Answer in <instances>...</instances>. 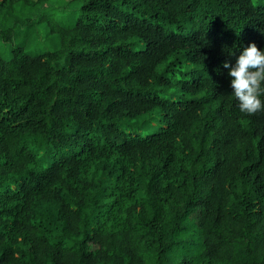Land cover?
Instances as JSON below:
<instances>
[{"label":"trees","instance_id":"obj_1","mask_svg":"<svg viewBox=\"0 0 264 264\" xmlns=\"http://www.w3.org/2000/svg\"><path fill=\"white\" fill-rule=\"evenodd\" d=\"M72 1L0 0V264H264V111L223 67L264 0Z\"/></svg>","mask_w":264,"mask_h":264},{"label":"clouds","instance_id":"obj_2","mask_svg":"<svg viewBox=\"0 0 264 264\" xmlns=\"http://www.w3.org/2000/svg\"><path fill=\"white\" fill-rule=\"evenodd\" d=\"M223 67L232 78V95L239 111L246 114L264 111V49H258L252 43L242 51L234 65L225 62Z\"/></svg>","mask_w":264,"mask_h":264},{"label":"rangeland","instance_id":"obj_3","mask_svg":"<svg viewBox=\"0 0 264 264\" xmlns=\"http://www.w3.org/2000/svg\"><path fill=\"white\" fill-rule=\"evenodd\" d=\"M78 1L49 0L41 11L48 13V18L59 21L64 26L74 23L77 14ZM47 21L35 22L30 26L18 29L14 42L23 47L30 55H37L42 51H53L59 48L60 39L57 33L49 32ZM10 46L0 43V53L3 58L11 56Z\"/></svg>","mask_w":264,"mask_h":264}]
</instances>
